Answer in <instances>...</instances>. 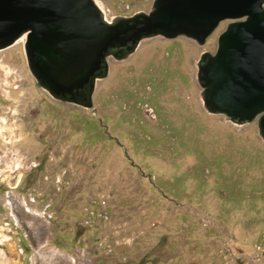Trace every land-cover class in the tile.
<instances>
[{"label": "rangeland", "instance_id": "rangeland-1", "mask_svg": "<svg viewBox=\"0 0 264 264\" xmlns=\"http://www.w3.org/2000/svg\"><path fill=\"white\" fill-rule=\"evenodd\" d=\"M228 23L108 56L92 107L38 83L25 36L0 49V264H264L259 116L208 111L197 78Z\"/></svg>", "mask_w": 264, "mask_h": 264}, {"label": "water", "instance_id": "water-1", "mask_svg": "<svg viewBox=\"0 0 264 264\" xmlns=\"http://www.w3.org/2000/svg\"><path fill=\"white\" fill-rule=\"evenodd\" d=\"M225 20L216 52L197 64L204 105L240 123L259 116L264 137V0H154L149 12L111 21L95 0H0V49L25 36L38 83L57 99L92 107L110 49L131 41L124 56L114 54L127 57L155 35L203 44Z\"/></svg>", "mask_w": 264, "mask_h": 264}, {"label": "flooded vegetation", "instance_id": "flooded-vegetation-1", "mask_svg": "<svg viewBox=\"0 0 264 264\" xmlns=\"http://www.w3.org/2000/svg\"><path fill=\"white\" fill-rule=\"evenodd\" d=\"M96 1V0H95ZM153 2H154V0H153ZM153 5V4H152ZM126 7H127V9H124L123 10V12H119L118 14H117V16H115V17H118V16H124V17H132V16H134V15H136L137 13H139V12H149V11H144V10H136V11H134V12H131V11H129L128 9H131V7L129 6V5H126ZM106 17V16H105ZM114 17V18H115ZM107 18V17H106ZM113 18V19H114ZM108 19V18H107ZM113 19H108V20H113ZM127 23H130V24H133V21L132 20H127ZM213 34V33H212ZM126 39L127 38H129V35H125L124 36ZM163 37H165V36H163ZM178 37V36H177ZM210 37V36H209ZM208 37V38H209ZM147 38V37H146ZM165 38H167V37H165ZM174 38H176V37H174ZM207 38V39H208ZM168 39H173V38H168ZM207 39H206V41H205V43H203V44H201V43H199L197 40V42L200 44V45H204V44H206V42H207ZM143 40V39H142ZM141 40V41H142ZM140 41V42H141ZM140 42L138 43V45H137V47H136V49L134 50V51H132V52H130L129 53V55L130 54H132V53H134L137 49H138V47H139V44H140ZM129 45H132V43H131V41H129V42H127V45H119V46H115L114 47V49H110V51H109V55L108 56H110V55H112V56H114L115 58H117L114 54H118L119 56H124V52H126L127 51V46H129ZM122 51V52H121ZM205 52H207V51H205ZM208 52H210V51H208ZM216 52V51H215ZM214 52V53H215ZM204 53V52H203ZM202 53V54H203ZM201 54V55H202ZM128 55V56H129ZM107 56V57H108ZM127 56V57H128ZM127 57H123V58H120V59H124V58H127ZM117 59H119V58H117ZM108 73H109V65H108ZM108 75V74H107ZM106 75V76H107Z\"/></svg>", "mask_w": 264, "mask_h": 264}, {"label": "bare ground", "instance_id": "bare-ground-1", "mask_svg": "<svg viewBox=\"0 0 264 264\" xmlns=\"http://www.w3.org/2000/svg\"><path fill=\"white\" fill-rule=\"evenodd\" d=\"M97 2V1H96ZM97 4L100 6V8L104 11V9L102 8V6L100 5V3L99 2H97ZM22 38V37H21ZM20 38V39H21ZM23 40V39H22ZM20 42V41H19Z\"/></svg>", "mask_w": 264, "mask_h": 264}, {"label": "built area", "instance_id": "built-area-1", "mask_svg": "<svg viewBox=\"0 0 264 264\" xmlns=\"http://www.w3.org/2000/svg\"><path fill=\"white\" fill-rule=\"evenodd\" d=\"M45 209H47V208H45Z\"/></svg>", "mask_w": 264, "mask_h": 264}]
</instances>
